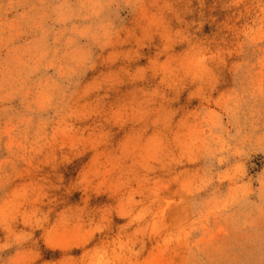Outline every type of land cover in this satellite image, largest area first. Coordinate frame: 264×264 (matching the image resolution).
<instances>
[{"label":"clouds","instance_id":"9594fccd","mask_svg":"<svg viewBox=\"0 0 264 264\" xmlns=\"http://www.w3.org/2000/svg\"><path fill=\"white\" fill-rule=\"evenodd\" d=\"M0 264H264V0H0Z\"/></svg>","mask_w":264,"mask_h":264}]
</instances>
